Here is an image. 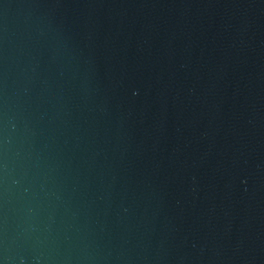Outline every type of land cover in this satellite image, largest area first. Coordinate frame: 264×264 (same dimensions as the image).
I'll use <instances>...</instances> for the list:
<instances>
[{
  "label": "water",
  "instance_id": "95a60500",
  "mask_svg": "<svg viewBox=\"0 0 264 264\" xmlns=\"http://www.w3.org/2000/svg\"><path fill=\"white\" fill-rule=\"evenodd\" d=\"M0 264H264V0H0Z\"/></svg>",
  "mask_w": 264,
  "mask_h": 264
}]
</instances>
